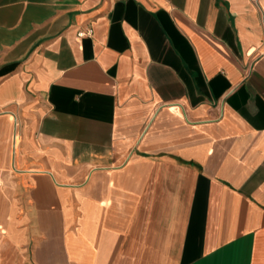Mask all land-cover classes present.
Masks as SVG:
<instances>
[{
    "label": "crops",
    "instance_id": "crops-1",
    "mask_svg": "<svg viewBox=\"0 0 264 264\" xmlns=\"http://www.w3.org/2000/svg\"><path fill=\"white\" fill-rule=\"evenodd\" d=\"M0 264H264V0H0Z\"/></svg>",
    "mask_w": 264,
    "mask_h": 264
},
{
    "label": "built area",
    "instance_id": "built-area-1",
    "mask_svg": "<svg viewBox=\"0 0 264 264\" xmlns=\"http://www.w3.org/2000/svg\"><path fill=\"white\" fill-rule=\"evenodd\" d=\"M92 33V29H89L87 32L81 31L80 34L83 35H87V34H91Z\"/></svg>",
    "mask_w": 264,
    "mask_h": 264
}]
</instances>
